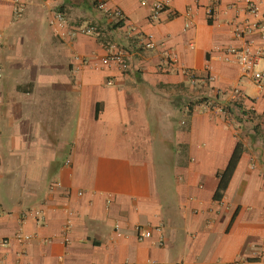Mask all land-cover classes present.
I'll return each instance as SVG.
<instances>
[{
	"label": "crops",
	"instance_id": "obj_1",
	"mask_svg": "<svg viewBox=\"0 0 264 264\" xmlns=\"http://www.w3.org/2000/svg\"><path fill=\"white\" fill-rule=\"evenodd\" d=\"M106 1L0 0V264H264V81L226 58L246 0Z\"/></svg>",
	"mask_w": 264,
	"mask_h": 264
},
{
	"label": "built area",
	"instance_id": "obj_2",
	"mask_svg": "<svg viewBox=\"0 0 264 264\" xmlns=\"http://www.w3.org/2000/svg\"><path fill=\"white\" fill-rule=\"evenodd\" d=\"M212 1V6H210L208 10V15L210 18L213 17V8L216 6V3L219 0ZM94 3L100 10H103L105 12L108 11L106 0H94ZM165 7L166 6L163 1L154 0L152 3L150 18H158L159 14L165 9ZM232 7H234V5L228 6L229 9H231ZM191 9L192 7L189 6L187 9L188 15L191 13ZM245 11L246 13L252 15L254 17V20H243L236 22L234 26V34L238 38H246V42L242 46H229L226 49V58L227 60L233 58L236 62H238L243 73L252 75L255 82L260 85L264 81V71L257 69L256 66L259 64L260 60L264 58V48L255 46L254 40L250 38V36L253 35L257 30H259L261 33V37L264 38V14L260 15V7L255 0H246ZM114 14L119 21L123 20L124 15L119 8L115 9ZM56 18L61 22L64 19L63 13L58 11L56 13ZM187 26H189V23L187 24ZM79 32L84 34L99 33L97 25L83 27L79 29ZM139 43L146 49H154L157 46L156 42L150 35L145 36ZM125 54V49H114L109 51L106 56L102 58L101 62L103 65L116 64L120 66L121 69L126 70L128 68V64L125 59ZM168 57L171 62L177 63V56H175V54H169ZM246 115L250 116L249 112H247ZM137 235L139 239L150 238L152 236V230L145 229L142 226H138ZM29 237L30 236L28 235L18 236L21 241L27 240L29 239Z\"/></svg>",
	"mask_w": 264,
	"mask_h": 264
},
{
	"label": "trees",
	"instance_id": "obj_3",
	"mask_svg": "<svg viewBox=\"0 0 264 264\" xmlns=\"http://www.w3.org/2000/svg\"><path fill=\"white\" fill-rule=\"evenodd\" d=\"M121 23L122 22L119 21L114 26L121 25ZM235 105L238 106L239 104L236 103ZM244 113L246 114L247 111L244 110L243 114ZM242 152H243V148H242L241 144L238 143L236 148H235V150H234V153H233V155H232V157L230 159V162H229L227 168L221 174V182H220L219 190H218L217 195H216L218 198L221 197L222 192L227 188L229 180H230V178H231V176H232V174H233V172H234V170H235V168H236V166L238 164V161H239V159L241 157Z\"/></svg>",
	"mask_w": 264,
	"mask_h": 264
},
{
	"label": "rangeland",
	"instance_id": "obj_4",
	"mask_svg": "<svg viewBox=\"0 0 264 264\" xmlns=\"http://www.w3.org/2000/svg\"><path fill=\"white\" fill-rule=\"evenodd\" d=\"M248 119H249V118H248ZM248 119H246V121H247Z\"/></svg>",
	"mask_w": 264,
	"mask_h": 264
}]
</instances>
